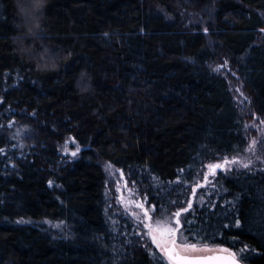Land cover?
Returning <instances> with one entry per match:
<instances>
[{"label": "trees", "instance_id": "1", "mask_svg": "<svg viewBox=\"0 0 264 264\" xmlns=\"http://www.w3.org/2000/svg\"><path fill=\"white\" fill-rule=\"evenodd\" d=\"M18 2L0 0V264H166L113 231L107 165L189 241L264 264V157L209 172L183 212L264 121V0H48L35 36Z\"/></svg>", "mask_w": 264, "mask_h": 264}, {"label": "rangeland", "instance_id": "2", "mask_svg": "<svg viewBox=\"0 0 264 264\" xmlns=\"http://www.w3.org/2000/svg\"><path fill=\"white\" fill-rule=\"evenodd\" d=\"M221 68H223L224 70L227 69L224 66L219 67V69ZM236 93H242L241 89L237 88ZM239 100L241 102H244V97L239 96ZM249 127L251 133H253L249 138V142L251 145L250 147L253 146V142L255 141L254 150L250 151V148H248V150L243 153V155L226 159L227 161H238V163H229L227 165H224V161L226 160L216 163L224 165V167L216 169V171H219V174L232 175V173L236 172L237 170L245 168L243 166L245 164H247L249 167H252L253 165L263 160L264 121L249 124ZM81 151L82 148L72 138H70L61 149V153L65 161L76 158ZM73 153H75V155H73ZM210 165H208L207 169L204 170L202 176L199 177L197 183L193 186L189 202L192 206L195 202L196 194H198L201 189H206L209 191V189L214 186L216 178L214 176L212 177V175L209 173ZM106 172L108 179L106 191L108 206L107 212L109 221H111L114 225L113 231L117 233L122 230L126 231L127 234H131L130 238H134V241L136 243L143 245V247H146L148 251L152 253L154 252L159 255L167 264V259L163 256L160 250L155 247L148 235V225L151 224L153 227H155V224L157 222H169L170 224L175 226L174 213H176L177 211L174 210L173 212H161L159 214H156L155 209L148 206L146 198L142 196L141 192H139L138 189L135 188V186L129 181V178L127 177L125 172L110 165L106 166ZM136 205H142V207H137ZM145 212L148 213V217H151L150 220L145 217ZM180 220L182 221L181 217ZM181 233V238L185 237L182 230ZM208 247L213 249H220V247ZM213 253L215 252H201L195 253V255H207Z\"/></svg>", "mask_w": 264, "mask_h": 264}, {"label": "snow or ice", "instance_id": "3", "mask_svg": "<svg viewBox=\"0 0 264 264\" xmlns=\"http://www.w3.org/2000/svg\"><path fill=\"white\" fill-rule=\"evenodd\" d=\"M254 146L255 141L249 150L253 151ZM73 155H75V153H73ZM229 163H238V161H224V165ZM224 165H210L209 169L211 174L214 175L215 170L224 167ZM243 166L248 167L247 164ZM136 206L142 207V205ZM191 207L192 205L189 203L188 208L183 209V212H187ZM144 215L149 220L151 219V217H148L147 212H145ZM181 215V211L174 213L175 226L169 222H157L155 227H153L151 224L148 225V235L155 247L159 249L163 256L167 259V264H240V261L237 259V255L235 253L229 252L228 249H213L209 248L207 243L201 244L199 241H189L187 237L181 238ZM184 223H190V221L185 220ZM201 252H215L218 254L204 256L195 255V253ZM241 259H247V257L242 256Z\"/></svg>", "mask_w": 264, "mask_h": 264}, {"label": "clouds", "instance_id": "4", "mask_svg": "<svg viewBox=\"0 0 264 264\" xmlns=\"http://www.w3.org/2000/svg\"><path fill=\"white\" fill-rule=\"evenodd\" d=\"M48 0H22L17 3L18 15L20 16V24L18 28L25 30L27 34L37 35L44 22V8Z\"/></svg>", "mask_w": 264, "mask_h": 264}, {"label": "water", "instance_id": "5", "mask_svg": "<svg viewBox=\"0 0 264 264\" xmlns=\"http://www.w3.org/2000/svg\"><path fill=\"white\" fill-rule=\"evenodd\" d=\"M216 254H218V253H213V254H207V255H216ZM198 256H204V255H198ZM238 259V258H237ZM239 260V259H238ZM240 261V264H244L241 260H239Z\"/></svg>", "mask_w": 264, "mask_h": 264}]
</instances>
